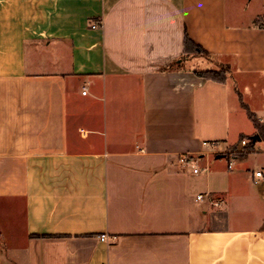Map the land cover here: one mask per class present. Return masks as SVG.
<instances>
[{
  "label": "crops",
  "instance_id": "crops-1",
  "mask_svg": "<svg viewBox=\"0 0 264 264\" xmlns=\"http://www.w3.org/2000/svg\"><path fill=\"white\" fill-rule=\"evenodd\" d=\"M241 101L264 126V0H0V264H264Z\"/></svg>",
  "mask_w": 264,
  "mask_h": 264
},
{
  "label": "built area",
  "instance_id": "built-area-1",
  "mask_svg": "<svg viewBox=\"0 0 264 264\" xmlns=\"http://www.w3.org/2000/svg\"><path fill=\"white\" fill-rule=\"evenodd\" d=\"M90 24L94 28L101 26L100 21H92ZM82 93H86V90H83ZM249 142L250 141L248 139L242 138L240 140V145L239 146L230 148V149L225 150V151H216L217 143L214 142V141H206V140H204V141H202V144L204 146H206V147H209L211 151H214V152H217V153H222L223 152L222 154L227 158L228 168H232L234 166V164L236 163V160H237L238 156L245 151V149H246L247 145L249 144ZM191 158H192V156L189 155V154H186V153L179 154L178 163L181 166H185V165L190 163ZM192 170H193V172H199L202 169L200 167H198V166H193ZM250 176H251L253 182L264 180V167L256 169V170L250 172ZM206 196H208V198L211 197L209 193L208 194H206V193H198L196 195V199L197 200H203ZM214 203L217 204L216 201H214ZM105 238H106V235H104V234L100 235V239L104 240Z\"/></svg>",
  "mask_w": 264,
  "mask_h": 264
},
{
  "label": "rangeland",
  "instance_id": "rangeland-1",
  "mask_svg": "<svg viewBox=\"0 0 264 264\" xmlns=\"http://www.w3.org/2000/svg\"><path fill=\"white\" fill-rule=\"evenodd\" d=\"M191 54L193 55H196L197 57H194L192 58V63L196 66H199V67H207L209 66L208 64H210V62H213L212 59L209 58V56L206 54V53H201V52H195L192 53H188L186 54V56H190ZM214 63V62H213ZM225 67L226 65L225 64H220V63H214V65L211 66L210 69H214L216 71H220V70H225ZM262 130L260 131V135L263 136L264 135V126H262ZM248 140L249 141H252V135H248ZM252 159H254V157L252 156ZM254 163H257L256 161H254ZM205 199V198H204ZM13 231H16L19 229V226H14L13 228H9ZM19 234L18 232H15L14 233V239L16 240L18 238ZM9 237L6 236V235H0V242L2 241L3 243L5 242V245L4 246H1L0 247V250H1V263H6V261H8V257L11 256V252H12V242L13 240H11L9 242V240H7Z\"/></svg>",
  "mask_w": 264,
  "mask_h": 264
},
{
  "label": "trees",
  "instance_id": "trees-1",
  "mask_svg": "<svg viewBox=\"0 0 264 264\" xmlns=\"http://www.w3.org/2000/svg\"><path fill=\"white\" fill-rule=\"evenodd\" d=\"M187 40L188 39L186 37V41ZM196 48L200 52H204L202 47H200L199 45H197ZM196 72H197L198 75L206 77L208 79L217 80V81H225L226 78H227L228 72H229V67L226 65L225 70H220V71H216L214 69H210L209 68V69H205V70H197ZM241 102H242L243 106L247 109V114H248L249 118L252 120L254 125L261 131L263 127L259 123L258 118L256 117V115L252 111H250L248 109L247 105L245 103H243V101H241ZM248 145H247V147H248Z\"/></svg>",
  "mask_w": 264,
  "mask_h": 264
}]
</instances>
